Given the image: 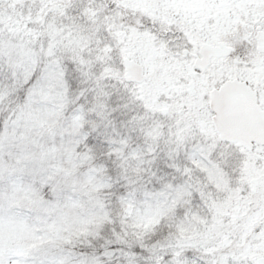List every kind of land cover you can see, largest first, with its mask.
<instances>
[{
    "label": "snow or ice",
    "instance_id": "obj_1",
    "mask_svg": "<svg viewBox=\"0 0 264 264\" xmlns=\"http://www.w3.org/2000/svg\"><path fill=\"white\" fill-rule=\"evenodd\" d=\"M0 264H264V0H0Z\"/></svg>",
    "mask_w": 264,
    "mask_h": 264
}]
</instances>
